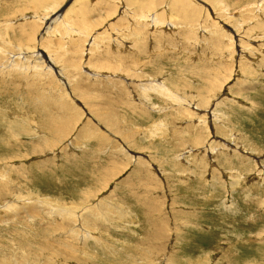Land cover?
Masks as SVG:
<instances>
[{"label": "rangeland", "instance_id": "1", "mask_svg": "<svg viewBox=\"0 0 264 264\" xmlns=\"http://www.w3.org/2000/svg\"><path fill=\"white\" fill-rule=\"evenodd\" d=\"M0 264H264V1L0 0Z\"/></svg>", "mask_w": 264, "mask_h": 264}, {"label": "bare ground", "instance_id": "2", "mask_svg": "<svg viewBox=\"0 0 264 264\" xmlns=\"http://www.w3.org/2000/svg\"><path fill=\"white\" fill-rule=\"evenodd\" d=\"M263 1H264V0H263ZM75 3H76V2H75ZM259 5H260V4H259ZM61 15L63 16L64 14H61ZM57 17H58V16H57ZM60 18H61V17H60ZM56 20H59V18H56L54 21H56ZM52 22H53V20H52ZM50 26H51V24H50ZM44 60H45V59H44ZM94 75H95V74H94ZM113 206H114V205H113ZM114 207H115V206H114ZM89 209H91V208H87V210H89ZM125 213H126V212L118 211L119 217H121V218L124 217V216L126 215ZM92 214L95 215V213H93V212H92ZM79 218H80V217H79ZM82 225H83V224H82ZM73 228H74V227H73ZM89 232H90V231H89ZM74 233H75V232H74ZM74 233H73V234H74ZM75 234H76V233H75ZM98 238H99V237H98Z\"/></svg>", "mask_w": 264, "mask_h": 264}]
</instances>
